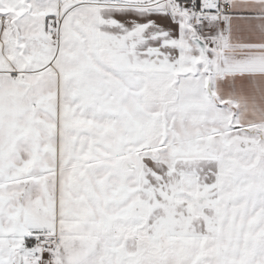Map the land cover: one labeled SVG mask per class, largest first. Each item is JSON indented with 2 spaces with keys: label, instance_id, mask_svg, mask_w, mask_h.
Listing matches in <instances>:
<instances>
[{
  "label": "snow or ice",
  "instance_id": "snow-or-ice-1",
  "mask_svg": "<svg viewBox=\"0 0 264 264\" xmlns=\"http://www.w3.org/2000/svg\"><path fill=\"white\" fill-rule=\"evenodd\" d=\"M0 264H264V0H0Z\"/></svg>",
  "mask_w": 264,
  "mask_h": 264
}]
</instances>
